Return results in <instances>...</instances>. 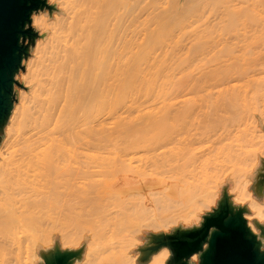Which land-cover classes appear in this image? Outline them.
Listing matches in <instances>:
<instances>
[{
  "label": "rangeland",
  "instance_id": "rangeland-1",
  "mask_svg": "<svg viewBox=\"0 0 264 264\" xmlns=\"http://www.w3.org/2000/svg\"><path fill=\"white\" fill-rule=\"evenodd\" d=\"M135 1L133 2L131 0L129 2L132 4ZM169 1H172L171 5ZM174 1L141 0V2L139 1L140 3L138 2L139 5L137 4L133 16H131V19L134 18L131 23L133 24L134 21V26H137V28H132L131 26L133 25L129 23L131 25L129 28H132V31L129 32L131 29L128 28V34L131 36V38L129 36L128 38L132 42L136 41V44L138 43V37H142L141 40L146 38L143 37L145 31L147 32V38L143 42L148 45V32L151 28L154 29L150 32H154V36H156L154 38H158V40L156 39V43H159L155 44L154 38L152 37L153 39L151 41L154 43H149V48L143 44V52L147 50L149 53L151 51V56L155 54L151 57L147 51V53H141L142 47L139 48V45L135 46V51L138 50L143 55L137 61H144L147 64L150 58L155 56L156 58L150 60L149 66H146L144 62L143 65L135 61L143 65L142 71L144 67H147V69L149 67L148 71L144 69V71H147V74L145 73L146 76H150L149 78L145 76L149 82L147 84L148 86L142 93L138 92L135 95L131 93L132 97L129 96L130 98L127 96L128 99L120 102L115 107V114H113L114 119L118 120L123 118L122 120L127 123L134 121L136 124L142 120L153 121L154 116H156V120L157 116L162 117L164 115L163 112L166 110L164 105L169 104L170 109L168 110L171 113L168 111L170 119L167 118V121L170 123L166 122L168 123L166 125L164 122L158 124L159 126L156 124L157 126L154 125L147 132L141 133L142 136L145 135L146 140L136 146L127 145L121 141L122 138L120 140V137H123L122 130L124 128L122 126L121 130L119 125H117L119 127L117 132L108 138L111 140L105 142L106 145L102 142L103 145L99 144L92 148H86L87 145L82 144L81 140L64 139V154L57 157L56 170L46 178L36 177L35 179L34 175L36 171H29L28 174H34L31 178L36 182H45L48 180L51 182L61 176L68 177L69 179L68 182L56 190L60 192V196L65 195L64 198L59 197L60 199L56 198V200L49 198L48 201H44L39 206L31 209L38 220L36 221V227L39 221L41 223L40 228H38L40 229V236L49 233L47 237L52 243L51 248L49 247L51 244L46 246L47 249L44 253H48L55 246L61 250H76L81 248L85 252H87V249L89 251L91 247L86 244L92 236V231L89 228L97 224L99 218L101 221V217L106 215L115 219L113 221L106 220V223L101 222V226H103L102 228L106 234L102 239L103 244H98L100 249L96 259L93 260L91 256L85 255L81 257L83 258L81 263L115 264L114 259L120 257L121 250L129 254L127 264L138 263L139 256L142 253L141 247L148 243L151 234L171 233L177 228H189L200 225V222L203 220L202 216L217 206L223 189L226 190L233 204L244 205L246 207L245 215L248 223L258 233L260 239L264 241V234H261L255 225V222H262H257L252 215L253 204L258 203L260 206L264 203V186L261 188L262 192L256 190L255 186L254 191L250 190V187L254 185L255 175L260 167L259 160L264 159V95H261L264 94V0H252L253 2L251 0H192L193 2L191 0H176L175 4L177 6L174 4ZM186 1L187 5L191 2V5H188L189 7L191 6L190 8L186 5ZM46 2L49 5L53 4L51 0H46ZM166 3L170 5V8L171 6L174 8L173 5H175L176 11L179 10V13H175L176 11L174 9V13L170 11L171 14H169V5L166 7ZM195 4L197 8L191 11V8L193 10ZM214 4L215 6H213ZM250 4L252 6L254 4V15V8H251V10L249 8L252 7ZM223 5L226 7H223ZM240 7L242 9L247 7L246 11L243 9V12ZM226 8L229 9L227 10ZM233 8L235 10L237 9L238 12H235ZM164 9H168L170 16L173 15L171 17L172 23H176L175 20L181 15L182 20L185 22L180 21L179 17L177 23H182L181 25L178 23L179 26L176 24V27L173 23L171 26L174 25V27L172 31L170 30V35L168 34L169 32L167 33L168 35H164L166 30H163L161 27V20L163 21L166 18L164 17L166 10ZM231 9L233 12L230 11L228 13L227 11ZM239 9H241L240 12ZM48 11L49 8L44 6L42 9L35 10L32 13L30 26L37 35L33 42H30L28 38L25 39V43H29V53L22 60L21 67L15 75L13 107L6 124L0 132V163L1 161L8 162L14 159L17 163L23 164L22 169H26V162L29 158L21 146L24 138L29 136L31 139H35L40 135H52L49 134L52 129V124L47 125L41 122L42 115L46 113V110H49L51 113L54 108L48 101L43 103V99L47 98V94H38L35 98L32 95V101H28V95L31 93L29 87L32 83L28 70L31 58L35 56V42L40 37V30L38 29L35 18ZM160 11H164L163 16L160 15ZM185 11H190L191 16L188 13V17ZM180 12L183 14L181 13L179 15ZM246 12L251 18L250 16L247 17V15H244L245 19L243 18V14H246ZM233 13L235 17H231L232 20L229 19L230 17H226V15L229 16ZM174 14L179 16L175 17ZM183 15L187 17L184 19ZM170 16L167 18L169 19ZM149 17L154 18L150 19L153 23L151 21L149 22ZM236 17L239 19H236ZM167 18L165 19L166 22L168 21ZM158 20L160 26L156 25V23L158 24ZM239 20H244L243 22L246 20L248 22L244 24ZM145 22L146 24H144ZM164 22L162 24L166 23ZM240 23L244 25L242 24V26ZM170 24L168 25L170 26ZM220 24L224 25L222 26L223 30L219 27ZM238 24L243 29L241 26L238 27ZM168 25H164V27ZM145 27L147 30H144ZM174 28L176 30L178 28V30H175V32L173 30ZM240 28L241 30L237 31ZM224 29L229 31L224 32ZM209 31L212 33L211 37ZM206 32L209 33L208 36L212 38V42H209L210 38H207L208 40L206 38L203 39V36L207 34ZM150 35L152 36V33ZM195 35L202 37L204 42L198 36L196 37L198 39L196 41H200L198 43L194 41L196 43L194 45L193 39H196L194 38ZM170 36L173 39H170ZM168 40L170 41L168 42ZM174 41L177 46L174 43L173 45L170 43ZM205 42L211 44L208 43L205 46ZM192 43L194 47H191ZM159 44L164 45L159 47ZM197 44L199 46H196ZM151 45L155 47L153 48ZM201 45H204L203 47L205 49ZM225 45L226 47H231V53L229 55L220 54L223 47L226 48ZM157 50L160 55L158 52L156 53ZM130 53H133L131 56L134 55V48ZM157 54L159 57H157ZM161 55L162 57H160ZM157 58H161L163 62L161 61L160 63V59ZM152 60L155 63H152ZM166 61H168L167 64ZM234 61L237 65L230 67L234 68V70L238 67H243L247 71V74L243 77L233 76V79L224 83L216 82L212 76L217 74L222 66H225L224 63L229 64ZM154 64L156 68H152ZM163 66L166 68V71H164L165 68ZM137 68L141 69L140 66ZM154 68L157 71L155 73ZM140 69L137 70L139 71ZM150 69L153 70L151 71ZM202 75H204V78L197 81ZM162 78H164L165 84ZM165 78L167 79L166 81ZM196 81L199 84V89L194 91L191 88ZM230 85L237 86L235 91L239 93L237 96L242 97L241 95L244 93L243 95H246V97L243 96L240 100L245 98L246 101L244 100L245 102L243 101V103L239 101L242 104H239L241 107L238 108L239 106L235 103L238 101L236 96V101L234 102L235 107L233 104L230 105L234 107H232L233 109L231 107H229L231 110L221 109V107L215 104L218 100L220 102V96L224 97V94L221 95L220 91L228 88ZM256 88H259V91L255 92ZM240 91L243 93L241 94ZM221 101L224 102V98ZM189 103H194L193 110L190 113L184 111L185 116L184 113L183 115L181 113V116L179 112L181 110L183 111ZM191 104L186 106V109H189L187 107ZM26 106H31L32 108V119H29L24 127H17L15 121L19 119L21 109ZM235 109L240 110L242 114L238 116L239 112L236 113L237 110ZM178 114L180 117H177ZM113 126L114 124L110 123L104 127ZM131 130L133 131L132 127ZM131 130H129V134L132 132ZM126 131L125 128L124 133ZM165 132L170 136L167 139L163 135ZM160 134L163 136L160 137ZM155 135H157V140L158 137L163 138L160 143L156 142ZM53 136H56V134ZM138 136L141 135L139 134ZM130 138L132 136L129 139L125 138V140L127 139L125 142L130 140ZM121 142L124 144H121ZM37 150L34 151L36 152ZM203 152L210 153L207 154L208 156L210 155L209 157L205 155L208 159H203L205 158L203 156L205 153ZM154 153H162L166 157V160L162 162L163 159L157 160L152 158ZM170 153L173 155L167 159ZM201 153H203V158L200 155ZM197 156H201V158L196 159ZM144 181L148 182L144 184ZM48 184L50 186L52 185L50 183ZM36 193L39 194V192ZM70 194L72 195L67 198ZM162 196L166 201H164ZM260 196H262V200L259 198ZM82 197H87L88 200L85 201ZM168 197H172L175 200L172 199L173 202L167 201L169 199ZM166 202L167 204L171 202V204H163ZM94 221L95 224L93 225ZM66 230L67 233L75 237L81 235V239L75 238L78 241L67 240V238L63 237ZM29 232L25 229L22 233H18L20 236L17 234L16 237L19 236L17 239L20 240L16 239V243L12 244L11 242L9 244L11 249L4 257L6 260L8 259L7 261H11V264H19L18 261L22 263L24 261L25 264H30L32 260V246L30 243L31 240H28L30 236L28 239L26 236L30 234ZM37 244L44 246L43 241H38L36 242ZM111 247L114 249H111ZM194 254L196 257L193 258L191 256L189 261L192 264H198V254ZM170 255L169 251L168 258L166 257L161 264H166ZM74 259L75 257L73 261Z\"/></svg>",
  "mask_w": 264,
  "mask_h": 264
},
{
  "label": "bare ground",
  "instance_id": "bare-ground-1",
  "mask_svg": "<svg viewBox=\"0 0 264 264\" xmlns=\"http://www.w3.org/2000/svg\"><path fill=\"white\" fill-rule=\"evenodd\" d=\"M51 1L53 2V4H52L53 7L47 13L40 14V15L36 16V18H35V20L37 21V24H38V29L40 30V32H39L40 37L35 42L36 43L35 48H34L35 56H32L31 62H30V67L28 70V72L30 73L31 81H32L31 86L29 87V91H31V93L28 95V101L29 102L32 101V95L35 98V96L38 94H42V93L47 94V98L43 99V103L48 101L51 105L54 106V108H53V111L51 113L49 110H46V113H44L42 115L41 122L46 123L47 125L52 124V129L49 133L52 135L51 136H41L40 135L35 139H33V138L31 139V137H29V136L24 138L21 146L24 149V151L27 153V155L29 156V158L26 162V165H27L26 169H22L23 164L17 163V161L14 159H11L8 162L1 161V163H0V264H11V261H7L8 259L6 260V258L4 256L11 249L9 247L10 246L9 244L11 242H12V244L16 243V239L20 236L19 234L22 233L23 231H25V229L27 231H30L29 232L30 234L28 233L29 235H26L27 239L30 236V238L28 240L29 241L31 240L30 243L32 246V254H31L32 260H31L30 264H40V263L42 264V263H44L42 254L47 249L46 248L47 245L51 244L49 247L50 248L52 247V243L50 242V239L47 237V236H49V235H47L49 233H46V234H43V236H40V229H38V228H40L41 223H39L40 222L39 221L38 225L36 227V224H37L36 221H38V220L36 219V216L34 215V212L31 209L35 208L36 206H39L44 201H48L49 198L50 199L52 198V200H56V198L60 199L59 197L64 198L65 195L60 196V194H59L60 192H58L56 190L58 188H60L61 185L68 182L69 179H68V177H64V176L58 177L57 180L51 181V182H50V180L45 181V182H36L34 179L36 177L46 178L50 173H52L54 170H56V168H57L56 163H57V159H58L57 157L64 154L63 142L65 140H74V139H76V141L81 140L82 144L87 145L86 148L87 147L92 148V147L99 145V144L100 145H103V144L106 145L105 142L111 140V139L109 140L108 138L112 134L114 135L117 132V130L119 129V127H117V125H119L121 130H122V128H124L122 130L123 131L122 132L123 137H120V140L122 138L121 141H123L127 145H129V146L135 145L136 146V145L140 144V142L142 143L143 141L146 140L145 135L142 136L141 133L147 132L151 127H153L156 124L158 125V124H162L165 122L164 124L167 125L168 123H170L169 121H167V118L170 119V117H169L170 110H168V109H170L169 104L164 105V107L166 108V110L164 109L165 111L163 110L164 115L162 117L157 116L156 120H155L156 116H154V119H152L153 121H151L150 119H149L150 121L142 120L143 123H141L142 121L137 122L138 124L136 123L137 124L136 125L134 121L133 122L129 121L130 123H127V122H124L122 120L123 118L122 119L120 118L118 120L113 118V114H115L114 113L115 107L118 106L120 102L125 101L126 99H128L129 96L132 97L131 93H133L134 95H135V93L138 94V92L142 93V91L148 86L147 84L149 83L147 78H149L150 76L149 77L146 76V74H147L146 72L148 71L149 67H148V69H147V67H144V69L147 71H144V69L142 71V68H143L142 66L144 65L143 64L144 61H142V62L137 61L143 57V55H141V53L144 50L143 47L146 45V44H144L143 41L146 40V38H147V35H146L147 32H145L144 30H147L148 26L146 25L147 29L145 27V29L143 30L145 33V35L143 37H146V38L145 39L143 38L144 40H141L142 37L141 38L138 37L137 38L138 40L134 39V40H137V42H138L136 44H135L136 41H134V42L131 41V39H130L131 36H129V34H128L129 29H131V30H129V32H131L133 27H134V29L137 28V26H134V23H135L134 21H133V24L131 23V21L134 19V18L131 19V16H133L134 10H135L137 4L139 5L141 0H138V1L136 0L137 2L135 1V3H132V4H131V2H129L131 0H51ZM175 1H174V4H175ZM248 1H250V0H248ZM133 2H134V0H133ZM169 2H171L170 3V5H171L172 1H169ZM190 3L191 2H189L188 5ZM192 4H194V3H192ZM168 5L169 4H167L166 7ZM170 5L168 7L169 14H171L170 11H172L174 13V9L176 11V6H177L175 4L176 6L173 5L174 8L172 6L170 8ZM186 5H187V1H186ZM198 5H200V4H198ZM255 5H256V3H255ZM132 6H134V7H132ZM213 6H215V4ZM250 6H252V5L250 4ZM223 7H226V6L223 5ZM228 7H230V6H228ZM132 8H133V10H131ZM196 8L197 7L195 4V7L193 8V10L191 8V11H194V9H196ZM198 8H199V6H198ZM240 8L242 9V7H240ZM246 8L247 7H245V9L244 8L243 9L246 11ZM249 8L253 9L254 4L252 7H249ZM168 9L167 10L164 9V10H166L165 11L166 14H164V17H166V18L168 16H170L168 14ZM241 9H239V12L241 11ZM243 9H242V11L244 12ZM187 10H189V9H187ZM251 10H249V11H251ZM131 11H132V13H131ZM230 11H232V9L227 11V12L230 13ZM253 11H254L253 12V15H254L255 14V8L253 9ZM129 12H130V15H129ZM160 12H161L160 15H162L164 11L163 12L160 11ZM177 12L179 13V10H177L175 13H177ZM182 12H180L179 15H181ZM185 12H187V14L186 13L185 14L188 16V13L190 11H185ZM235 12H238L237 9L235 10ZM257 13H259V12H257ZM189 14L191 16V13H189ZM160 15H159V17H160ZM165 15H167V16H165ZM179 15L174 14L175 17L179 16ZM184 15H183V17L185 19V17H187V16H184ZM239 15H238V17H239ZM244 15H247V12H246V14L244 13L243 16ZM152 16H153V14H152ZM172 16H170L169 19L167 18L168 21L170 20L169 22L168 21L166 22V20H165L166 18H164L163 21H165L167 24L165 22H164L165 24H162L163 21L161 20V25H162L161 27L163 30H166L165 31L166 33L164 32V35H166L168 32H169L168 34L170 35V30L172 31V28L174 27V25L173 26H171V25L174 23L175 27H176V24L179 23V22L177 23L179 17H180V21L183 19L181 17L182 15H181L178 17L177 20H175L176 18L174 19L176 21V23L175 22L172 23L171 22ZM195 16H196V14H195ZM248 16H250V15L248 14L247 17ZM257 16H259V15H257ZM153 17H149V22L151 21L150 19H152ZM226 17L227 18L230 17L229 19H231V17H233V18L235 17V14L233 13L229 16L226 15ZM161 18H163V17H161ZM243 18L245 19V16ZM250 18H251V16H250ZM236 19H239V18L236 17ZM182 21L184 22V20H182ZM239 21L243 22L244 20H239ZM156 22H157V19H156ZM245 22L247 23L248 21L245 20ZM245 22H243V23L246 24ZM129 23H131V25H133V26H131ZM151 23H153V22L151 21ZM169 23H171L170 26L168 25ZM181 23H179V24L181 25ZM235 23H237V22H235ZM235 23H233V24H235ZM144 24H146V22ZM179 24H178V26H179ZM156 25L160 26L159 20H158V24L156 23ZM164 25H168V26L167 27L165 26L166 27L165 28ZM241 25L238 24V27ZM129 26H131L132 28H129ZM222 26H224V25L220 24L219 27H221V29L223 30ZM231 26H233V25H231ZM242 26H241V28H242ZM149 27H150V25H149ZM178 28H177V30H178ZM216 28H218V27H216ZM224 28H226V27H224ZM241 28L238 29L237 31L241 30ZM151 30H154V29L151 28ZM151 30H149V32H148L149 33L148 38L150 40L148 39V45L145 46L147 48H149V46H150L149 43L152 44L153 41H151V40L154 37H156V36H154L153 31L150 32ZM173 30L175 31L176 29L174 28ZM181 31H182V28H181ZM228 31L225 30L224 32H228ZM212 32H213V30H212ZM224 32L222 31V33H224ZM150 33H152V36L150 35ZM209 33H210V31H209ZM209 33L206 34L207 36L204 35L206 37H204L203 35H201V36H203V39L204 38L209 39L211 37V34H212V33H210V34ZM176 34H178V33H176ZM208 34L210 35V37L208 36ZM128 36L130 38H128ZM198 36L195 35L194 38H196ZM164 37H166V36H164ZM171 37L172 36H170V39H173ZM133 38H134V36H133ZM167 38H169V37H167ZM199 38L202 39V37H200V36H199ZM139 39H140V41H139ZM156 39L158 40V38H154V42H155V44H158L159 42L156 43ZM211 39L212 38H210L209 42L211 41ZM179 40H181V39H179ZM196 40H198V39L197 38L193 39V42L194 41L197 42ZM207 40H205V41L207 42ZM169 41L170 40H168V42ZM195 42H194V45L196 44ZM203 42H204V40H203ZM206 42L204 43V45L205 44L208 45L209 42L208 43H206ZM170 43L172 45L174 43V45L177 46L175 44V41L170 42ZM143 44H144V46H143ZM209 44H211V43H209ZM136 45L137 46L139 45V48L142 47L141 53L138 50L135 51ZM162 45H164V44H162ZM162 45L159 44L158 46L160 47ZM204 45H201V46L203 47ZM196 46H199V45L197 44ZM159 47H156V48H159ZM191 47H194L193 43H192ZM225 47H226V45H225ZM133 48H134V55L131 56V54H133V53H130V52L132 51ZM150 49L152 50L151 47H150ZM159 49H161V48H159ZM195 50H199V49H195ZM200 50H202V49H200ZM146 51H144L143 53L148 52V51L147 52ZM192 51H193V49H192ZM157 52H158V50L156 51V53ZM169 53H167V54H169ZM191 53H190V55H191ZM230 53H231V47L229 48V46H227L226 48L223 47L222 51L220 52V54H223V55H229ZM149 54L151 56V51ZM159 55H160V53H159ZM159 55L157 57H159ZM149 57H148V59H149ZM160 57H162V55ZM153 58H156V56ZM153 58H150V60ZM157 59H160L159 60L160 63H161V61L163 62V60L161 58H157ZM150 60L148 61L147 64L144 62L146 66L150 65L149 64ZM135 61L140 62L143 65H141L140 63H136ZM152 63H155V62L152 60ZM157 63L159 64V62H157ZM167 63H168V61H166V64ZM224 65L225 66H222V68L219 69L217 74L212 76L216 82L224 83V82H227L228 80L233 79V76L243 77L245 74H247V71L243 67L242 68L238 67L235 70H234V68H231L232 65H237L235 63V61L231 62L229 64L224 63ZM138 66H140L141 69L137 68ZM151 66H150V68H151ZM160 66H162V65L160 64ZM153 67H155V64H154V66H152V68ZM159 68H158V71H159ZM163 68H165V67L163 66ZM137 69H140V70L138 71ZM150 70L152 71L153 69H150ZM167 70H168V68H167ZM155 71H156V69L154 70V73H155ZM164 71H166V68ZM142 73H143V75H142ZM150 73H153V72H150ZM151 75H153V74H151ZM169 77H170V74H169ZM172 77H174V76H172ZM203 78H204V75H202L199 79H197V81H199ZM163 79L164 78H162V81L164 83ZM166 80L167 79L165 78V81ZM197 81H196V83H194L193 87L191 88V89H194V91H197L199 89V84L197 83ZM175 85H176V83H175ZM236 87L237 86H235V85H230L228 88H225L224 90L220 91V94L221 95L224 94V97L220 96V102L218 100L215 105H217L218 107H221V109L231 110L235 107V103H237L236 104L237 106H239V104H242L243 101L245 100V98L242 100H240V98H242L243 96L246 97V95H243L244 93L242 92L243 93L242 94L240 91V93L242 94V95L241 94L240 95L242 97H240V96L238 97L237 95H239V93L235 92ZM163 90H162V92H163ZM256 91H259V88H256L255 92ZM261 95H264V94H261ZM236 96L238 98L237 99L238 101H236V99H235ZM222 97L224 98V102H222L223 100L221 101V99H223ZM225 100H226V102H225ZM239 101L242 103H240ZM189 104H191V103H189ZM189 104H187L186 106H188ZM231 104H233L234 107L230 106ZM186 106H185L183 111L181 110V112H179L180 115H181V113H182V115L184 113V116H185L184 111L190 113L194 108V103H192L189 107H187L189 109H186ZM229 107H231V109H229ZM240 107H241V105L238 108H240ZM182 109H183V107H182ZM241 109H244V108H241ZM31 110H32L31 106H26V107H23L21 109L20 117H19V119H17L15 121V123L17 124V127L18 126L24 127L25 123L29 119H32L31 117L33 115V112ZM235 110H237L236 113L239 112L238 116H240L242 114L240 110L239 111H238V109H235ZM177 113H178V111H177ZM179 114L177 117H180ZM144 119H148V118H144ZM175 121H178V120H175ZM166 122H168V123H166ZM110 123L114 124V126L113 127H104ZM132 124H133V126H131ZM129 125H130V127H128ZM131 127H132L133 131L131 130ZM114 128H117V129H114ZM125 128L128 131V134H127V131H126V133H124ZM113 130H116V131L113 132ZM129 130L132 131V132L130 131L131 132L130 134H129ZM138 131H140V132L138 133ZM168 132H169V130H168ZM170 132H172V131H170ZM55 134H56V136H53ZM139 134L141 136H138ZM128 135H130L129 137L132 136V138H130V140L125 142L127 139H129ZM157 135L159 136V134H157ZM157 135L154 136L155 140H157V138H156ZM163 135L166 137V139L169 136V134L167 132H165ZM163 135H161L160 137H162ZM124 137L127 139L125 140ZM160 137H158L159 141L157 140L156 142H159V143L161 142V140L163 138L161 139ZM164 141H166V140H164ZM102 142H103V144H102ZM123 142H121V144H124ZM127 145H126V147H128ZM36 149H38V150L35 152L34 150H36ZM208 151H210V150H208ZM208 151H206V152H208ZM206 152H203V153H205L204 155H203V153L200 154L201 156L203 155L205 157V158H203V156H202V158L204 160L206 158L208 159V157L210 156V155L209 156L207 155L210 153H206ZM211 153H212V151H211ZM172 155L173 154L170 153L167 159L171 158ZM205 155H207L208 157ZM201 156H197L196 159H200ZM152 158L157 159V160L163 159L162 162L164 160H166L165 159L166 157L163 156L162 153H154ZM29 171H36L35 175L32 174V175H34V179L31 178L32 175L28 174ZM147 182L148 181H144V184H146ZM48 183H50L52 185L50 186ZM53 189H54V191H52ZM50 191H52V192H50ZM36 192H39V194H37ZM71 195L72 194L68 195L67 198ZM78 196H79V194H78ZM163 196H162V198H163ZM82 198L85 199V201L88 200L87 197H82ZM160 198H161V196H160ZM168 198L169 199L167 201L173 202V200H175L172 197H168ZM163 199H160V200H163ZM164 201H166V200L164 199ZM163 204L169 205V204H171V202L169 204H167V202L163 203ZM73 213H74V211H73ZM77 215H78V212H77ZM252 215L257 222L264 223V203L261 204L260 206L258 205V203L257 204L254 203L252 206ZM73 216H75V215L73 214ZM101 219H102L101 221H100V218L98 219L100 222L98 221L97 224H95V221H94L93 225L94 224L95 225L93 227L91 226V228H89L92 231V236H91V239L86 244H88L91 248H89V251L87 249V252L81 250L80 257L79 256L75 257L72 264H82L81 260L83 258H81V257H84L85 255L91 256L92 257L91 259H93V260L96 259L97 253L100 249V246H98V244L103 242L102 239L104 238V236L106 234V232H104V229L102 228L103 226H101V224H102L101 222L106 223L108 220L113 221L115 218H112L111 216L104 215L101 217ZM103 219H104V221H103ZM98 224H99V226H98ZM34 230H35V232H34ZM17 234L19 236L16 237ZM37 234H39V235H37ZM73 236L74 235L67 233V230L63 234V237L67 238V240L78 241L77 239H79V238L81 239V237H80L81 235H77V237H75V236L73 237ZM42 238H43V240H42ZM75 238H77V239H75ZM17 240H20V239H17ZM38 241H43L44 246L38 245V244L36 245V242H38ZM111 249H114V248L111 247ZM120 253H121L120 257L115 258L114 263L115 264H127V262H128L127 259L129 257V254L125 253V251H123V250H121ZM168 255H169V249L166 246H162L159 249H157L156 251L149 253L147 256H143L141 253V255L139 256L138 263H135V264H161L166 257L168 258ZM192 256H193V258L196 257L195 254H193ZM18 262H19V264H25L24 261H23V263L20 261H18ZM88 263H90V262H88ZM85 264H87V263H85Z\"/></svg>",
  "mask_w": 264,
  "mask_h": 264
},
{
  "label": "water",
  "instance_id": "water-1",
  "mask_svg": "<svg viewBox=\"0 0 264 264\" xmlns=\"http://www.w3.org/2000/svg\"><path fill=\"white\" fill-rule=\"evenodd\" d=\"M53 7L46 0H0V132L13 107L15 75L29 53L28 38L33 42L37 33L30 26L35 10ZM257 183H264V174ZM246 207L233 204L225 189L217 206L202 216L200 225L177 228L171 233L151 234L142 255L166 246L170 257L166 264H192L189 259L198 254V264H264V241L247 225ZM264 234V224L256 223ZM81 248L61 250L57 246L43 253V264H70L80 257Z\"/></svg>",
  "mask_w": 264,
  "mask_h": 264
},
{
  "label": "crops",
  "instance_id": "crops-1",
  "mask_svg": "<svg viewBox=\"0 0 264 264\" xmlns=\"http://www.w3.org/2000/svg\"><path fill=\"white\" fill-rule=\"evenodd\" d=\"M259 162H260V167H259V169L257 170V173H256V177H255V180H254V182H253V184L254 185H252L251 187H250V190L251 191H254V186H255V188H256V190H260L261 192H262V190L261 189H258V187H257V183L262 179V175L264 174V159H260L259 160ZM264 186V183L262 184V187ZM258 192V191H257ZM261 200H262V196H260L259 197ZM237 206H241V207H245L244 205H237ZM245 213L246 212H244V217H245V219L247 220V225L252 229V227L250 226V224L248 223V219L246 218V215H245ZM260 224H264V223H260ZM252 231L254 232V233H257V232H255L253 229H252ZM258 234V233H257Z\"/></svg>",
  "mask_w": 264,
  "mask_h": 264
}]
</instances>
